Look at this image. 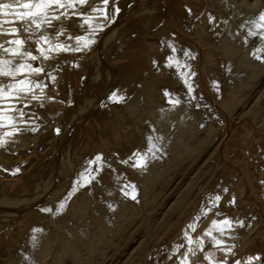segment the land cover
I'll list each match as a JSON object with an SVG mask.
<instances>
[{
    "label": "rangeland",
    "instance_id": "374dc122",
    "mask_svg": "<svg viewBox=\"0 0 264 264\" xmlns=\"http://www.w3.org/2000/svg\"><path fill=\"white\" fill-rule=\"evenodd\" d=\"M241 1L246 6L254 2ZM211 2L210 10H226ZM96 4L100 5V0ZM200 4L199 0H115L119 13L110 21H99L106 26L90 37L95 43L88 49L53 54L51 60L28 61L45 70L29 79L47 87L35 89L37 99L29 95L22 103L11 102L23 109L22 119L9 112L7 115L14 117L15 123L0 121L5 125L0 126V137L7 140L6 146L0 148V264H6L9 255L17 252L20 239H29L33 234L23 220L25 214L36 212L35 223L46 225L61 202L67 203L66 207L78 195L85 198V187L107 175L104 166L113 162L108 157L110 151L128 153L103 133L113 123L116 109L131 107L145 63L149 56L161 55L164 35L169 33L181 40L195 57H205L207 49L199 40L183 36L180 25L177 26L183 20H193V15L202 10ZM112 7L110 2L109 11ZM78 11L90 9L84 6ZM61 28L67 31L59 42L73 46L75 41L68 40L69 35H88L75 18L54 21L45 31L53 33ZM27 35L20 33L21 38ZM11 38L0 35V43ZM37 38L34 36L26 47L35 49ZM214 49L211 53L215 57V71L209 76L215 84L202 86L205 91L200 97L209 105L211 126L207 132L199 130L202 142L195 152L150 181L144 198L142 180L122 163L117 165L125 182L135 190V199L131 197L134 205L138 204L135 212L127 211L107 231L100 230L99 225L96 235L87 230L84 242L76 244L73 253H59V233L57 228L49 227L44 230L46 240L34 238L33 249L40 256L30 257L29 264H78L74 261L76 256L81 257L80 264H179L187 245L175 255L173 250L176 245L185 244L183 232L197 216L200 219L196 231L191 232L193 239L201 236L213 220L228 218L234 222V227L223 236L213 232V236L224 241V247L234 246L227 257L204 237V250L214 252L216 262L227 258L228 264H249L248 258L252 257L251 264H264V62L244 67L238 82L230 85L223 74L222 52ZM201 71L199 79L204 85L208 75ZM47 74L54 75L55 81ZM0 81L9 82L5 77H0ZM113 93L123 100L113 102ZM5 132L14 134L4 137ZM98 156L101 161L93 163ZM81 174L95 179L80 186L77 181L85 182ZM74 187L77 190L67 199ZM40 193L43 199L35 202ZM217 195L221 197L218 205L207 216L201 215L203 209L211 207L209 198ZM51 208L52 212L45 211ZM236 221H243L244 226H235ZM190 259L193 264H209L199 251Z\"/></svg>",
    "mask_w": 264,
    "mask_h": 264
},
{
    "label": "bare ground",
    "instance_id": "6f19581e",
    "mask_svg": "<svg viewBox=\"0 0 264 264\" xmlns=\"http://www.w3.org/2000/svg\"><path fill=\"white\" fill-rule=\"evenodd\" d=\"M211 1L226 10L223 13L210 10L208 4ZM199 2L202 10L193 15V20H183L177 26L180 25L182 31L180 33L183 36L199 40L198 42L207 49L205 57L203 59L195 57L187 45L165 32L164 46L159 51L161 55L156 54L158 58L149 56L143 74L141 73L139 88L133 92L131 107L124 105L121 110L116 109L113 123L108 125L106 130L102 128V132L105 130L103 135L116 140L119 148L127 149L128 153L121 154L111 149L113 151H110L108 157L113 162L104 166L107 175L99 176L94 183L87 185L88 188L85 187V198L78 195L76 200L63 210L54 212L51 221L46 225L39 226L35 223L36 212L25 214L23 220L27 226L30 225L35 235L32 234L29 239H20L17 252L8 256L6 264H29L30 257L33 255L39 257L40 252L35 253L33 249V241L34 238L46 240L44 230H49V227L57 228L59 233L61 241L59 253H73L76 244L84 240L87 230L96 235L99 225L100 230L107 231L115 222L120 221L127 211L135 212L137 203L134 205V201L131 200L135 190L125 182L120 169L116 168L120 163L142 180L145 190L140 193L144 198L150 181L158 179L164 174V170L173 168L170 165H178L184 157L195 152L202 142L198 135L199 130L207 132L211 126L207 109L209 105L206 106L207 102L200 97L205 91L202 86L215 84L213 78L209 76L215 71V57H212L214 48H219L222 52L223 74L226 83L230 85L238 82L240 75H243L244 67L263 64L264 40H261L260 33H264V29H256L250 22L258 21L260 14L264 13V0H254L251 6L244 5L241 0ZM210 17L214 19L210 21ZM249 31H256L258 35L251 37L248 35ZM170 57L174 58L172 66H169ZM176 62L179 63V67L176 66ZM200 71L208 75V78H204V85L199 79ZM175 101L179 102L174 103ZM148 137H152V143L156 145L153 152H148ZM157 137L159 139H156ZM136 153L148 154L146 168L133 166L132 158ZM125 192L129 195L126 196ZM42 199L43 193H40L35 202ZM74 261L80 264L82 259L76 256Z\"/></svg>",
    "mask_w": 264,
    "mask_h": 264
},
{
    "label": "snow or ice",
    "instance_id": "6c2138e0",
    "mask_svg": "<svg viewBox=\"0 0 264 264\" xmlns=\"http://www.w3.org/2000/svg\"><path fill=\"white\" fill-rule=\"evenodd\" d=\"M112 3L113 7L109 11L108 5ZM103 5V6H100ZM100 5L96 4V0H14L12 3H0V35H8L12 37L6 42L0 43V77L8 78V83L0 81V102H8L7 104L0 103V121H7L9 124L15 123V118L7 115L9 112L17 113L22 119L24 112L22 108H17L12 101L23 102V99L29 95H32V99H37L33 94L35 89H41L47 87V85H41V83L32 81L29 79L32 75L44 74L45 70L39 66H33L28 61L38 60H51L54 58L53 54H60L64 52H80L88 49L95 41L90 37L97 34L99 31H103L106 26L104 23L99 22L110 21L120 11L115 6V0H100ZM88 6L90 12H80L78 8ZM63 10V11H62ZM69 10H72L69 13ZM92 13L96 15L93 16ZM61 18L70 19L75 18L80 21V27L88 32L87 36H72L67 37L68 40H74L75 46L59 42V38L65 35L66 29H58L53 33L45 31L46 28H51L54 21H59ZM214 19L210 17V21ZM256 29H264V13H261L258 21L250 22ZM13 25L12 27L5 28L4 25ZM19 24V27L14 25ZM91 29V31H88ZM28 34L26 38H21L20 33ZM248 35L256 37L258 33L256 31H249ZM34 36H38L35 40L37 47L30 49L26 45L32 41ZM261 40H264V33H260ZM7 45V46H6ZM35 53V54H34ZM7 57V58H6ZM174 58H169V66H172ZM20 62L17 63L16 61ZM176 66L179 67V63L176 62ZM48 78L54 82L56 77L51 74H47ZM17 77H23V79H17ZM191 90V86L189 85ZM113 102H120L123 97L117 96L113 93L110 97ZM175 101L174 103H178ZM27 107V105H24ZM0 126H5L0 123ZM18 131V130H17ZM35 131V129H33ZM14 132H5L4 137L13 135ZM156 139H159L158 137ZM153 138L148 137V152H153L156 145L152 143ZM7 140L0 137V148L5 147ZM154 154V153H153ZM133 166L138 168L147 167L148 154L136 153L133 156ZM101 158L96 157V161L99 162ZM18 171V170H17ZM95 177L88 178L84 174H81V180L85 183H91ZM77 184L84 186L80 181ZM77 189L74 187L73 191L69 193L67 199L71 198V195ZM126 196L129 193H124ZM135 199V196H132ZM211 207L203 209L201 215L207 216L212 208L218 205L221 197L219 195L210 197ZM65 207V203L59 204L56 212H59ZM45 211L52 212L53 209H45ZM219 215V213H217ZM200 217L194 218V221L190 223L183 232L185 244L176 245L173 250V255L180 253V249L186 250L180 254L179 264H193L191 257H195L197 252L204 253V259L209 264H228L227 258L223 261H215L214 252H205L204 250V237H208L213 247L225 253V257L231 254L232 247H224V241L222 239L213 236V232H218L220 236H223L226 230H230L234 227V222L228 218L217 221L213 220L211 226L204 231V233L193 239L191 232H195ZM235 226L243 227V221H236ZM250 226V225H249ZM172 257L170 256L169 259ZM252 257L248 258L249 264H251ZM235 264H241L240 261H236Z\"/></svg>",
    "mask_w": 264,
    "mask_h": 264
}]
</instances>
